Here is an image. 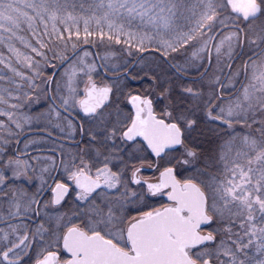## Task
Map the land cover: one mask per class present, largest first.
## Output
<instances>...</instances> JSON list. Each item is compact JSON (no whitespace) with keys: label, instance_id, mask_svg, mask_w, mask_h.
Segmentation results:
<instances>
[{"label":"snow or ice","instance_id":"snow-or-ice-1","mask_svg":"<svg viewBox=\"0 0 264 264\" xmlns=\"http://www.w3.org/2000/svg\"><path fill=\"white\" fill-rule=\"evenodd\" d=\"M0 264H264V0H0Z\"/></svg>","mask_w":264,"mask_h":264}]
</instances>
